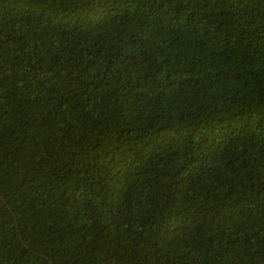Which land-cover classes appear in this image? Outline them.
Instances as JSON below:
<instances>
[{
	"label": "trees",
	"instance_id": "16d2710c",
	"mask_svg": "<svg viewBox=\"0 0 264 264\" xmlns=\"http://www.w3.org/2000/svg\"><path fill=\"white\" fill-rule=\"evenodd\" d=\"M0 264H264V0H0Z\"/></svg>",
	"mask_w": 264,
	"mask_h": 264
}]
</instances>
